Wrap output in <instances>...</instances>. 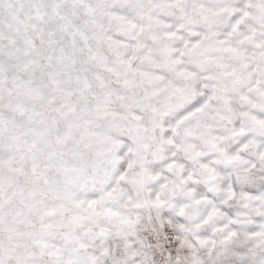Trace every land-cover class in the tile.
<instances>
[{"label":"snow or ice","instance_id":"snow-or-ice-1","mask_svg":"<svg viewBox=\"0 0 264 264\" xmlns=\"http://www.w3.org/2000/svg\"><path fill=\"white\" fill-rule=\"evenodd\" d=\"M0 264H264V0H0Z\"/></svg>","mask_w":264,"mask_h":264}]
</instances>
